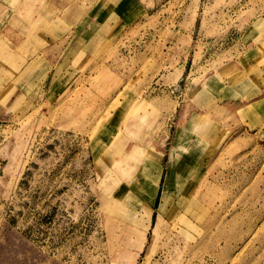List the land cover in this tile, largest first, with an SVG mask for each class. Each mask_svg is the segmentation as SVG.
Segmentation results:
<instances>
[{
	"label": "rangeland",
	"instance_id": "1",
	"mask_svg": "<svg viewBox=\"0 0 264 264\" xmlns=\"http://www.w3.org/2000/svg\"><path fill=\"white\" fill-rule=\"evenodd\" d=\"M46 3L0 37V264H264V0Z\"/></svg>",
	"mask_w": 264,
	"mask_h": 264
},
{
	"label": "crops",
	"instance_id": "2",
	"mask_svg": "<svg viewBox=\"0 0 264 264\" xmlns=\"http://www.w3.org/2000/svg\"><path fill=\"white\" fill-rule=\"evenodd\" d=\"M47 3V7L45 8V12L49 11L50 13V17L48 16L47 18L51 20V22H54L57 19L62 18L61 15H70L69 10L71 5L73 6V2L75 0H71V1H66L64 2V0H46ZM63 1V2H62ZM27 8V0H0V37L1 38H5V39H11V38H25L27 36H19L18 34H16V31L18 30V28H12V20H17L18 22H20L21 20H19V16H22L21 14H24V10L26 11ZM38 13L40 14H44V8H42L41 10L38 11ZM19 15V16H18ZM37 16V15H35ZM21 24H23V22H20ZM20 30L24 31V28L22 26L19 27ZM74 35H72L69 40L67 41V44H69L71 42V38H73ZM38 37V36H35ZM47 38H49L50 36H46ZM68 38L69 35L66 36V33L64 34H57L54 35V41L47 47L46 51L45 50H39V47H36V49L29 45V42L24 41L22 43L19 44V48L20 50H18V57L20 60H22L25 64V66L22 68V70L24 68H26L32 61L33 62H37V57H43L44 59L49 58H53L57 57V55L60 53V47L58 46V43L60 42L61 39L64 38ZM64 48V45H63ZM56 51V53L54 54V52ZM240 71L245 70V67L241 68L239 66L238 68ZM229 70L225 69L221 72L220 77H222L221 79H219L216 76H210V83L212 81H214V79L221 81L224 77H225V72H228ZM230 72V71H229ZM228 72V73H229ZM224 75V76H222ZM233 91L237 92L238 91L236 89H233ZM262 90H260L259 92H261ZM229 100H231L234 104V107L236 108L235 104L238 102H241L242 100L239 99L238 97H234V98H229ZM239 104V103H238ZM230 106H233L230 104ZM159 188H158V192L157 195L154 198V201L150 204L151 206H153V203L155 202L156 198L159 197Z\"/></svg>",
	"mask_w": 264,
	"mask_h": 264
},
{
	"label": "bare ground",
	"instance_id": "3",
	"mask_svg": "<svg viewBox=\"0 0 264 264\" xmlns=\"http://www.w3.org/2000/svg\"><path fill=\"white\" fill-rule=\"evenodd\" d=\"M200 162L202 164V159ZM189 183L184 184L179 191V200L177 202L176 208L174 210V217L176 221H187L189 217H193L190 214H194V209L198 205V195L207 181L204 179L201 173L189 177ZM178 210V212H177ZM150 224V214H148L147 225ZM178 224V223H177ZM153 235L157 234V227H152Z\"/></svg>",
	"mask_w": 264,
	"mask_h": 264
}]
</instances>
